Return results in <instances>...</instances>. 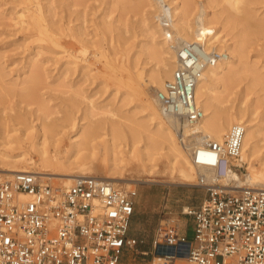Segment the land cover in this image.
Listing matches in <instances>:
<instances>
[{
    "label": "rangeland",
    "instance_id": "rangeland-1",
    "mask_svg": "<svg viewBox=\"0 0 264 264\" xmlns=\"http://www.w3.org/2000/svg\"><path fill=\"white\" fill-rule=\"evenodd\" d=\"M214 1L209 0V10L215 9L225 21L227 18L226 22H230L221 31L227 41L236 40L237 35L243 42L248 38L243 43L245 63H235L239 67L235 65V81L231 90L229 88L224 106L228 110L240 107L254 111L259 124L264 126V30L258 32L256 25L251 26L248 30L252 33L241 37L244 33L242 24H231L230 21L241 12L238 13L225 1ZM243 1L252 14L253 22L262 21L264 26V0ZM137 3L139 0H0V153L19 157L23 149L29 150L30 143L38 139L45 127L47 130L48 127L61 129L59 133H66L64 137L68 139L73 134L70 125L77 122L88 124L91 118L87 112L90 110L97 113L93 114L94 120L103 116L105 120L102 118L99 122L104 123L101 124L103 128L105 125L107 128L109 125L110 128L117 127L115 123L120 121L118 131L121 132L116 134H119V149L134 147L136 143V147L143 145L140 137H143L142 122L146 119L139 98L155 93L147 84L148 89L145 90L147 87L142 84V79H136L133 73L142 70L144 79H148V74L153 73L158 64L147 52L151 42L148 22ZM36 6L41 9L43 21L45 19L43 27H48L44 32H35L27 20L23 23L19 18L21 13L28 15L26 9L34 10ZM152 17L155 20L156 13ZM45 32L49 35L45 36ZM133 118L137 125L141 122L139 127L142 129L129 125ZM40 126L44 129L39 130ZM106 126L103 133L109 138L110 130ZM135 129L142 135L136 143L133 139L136 141L138 137L131 132ZM57 130L55 132L58 133ZM103 133L99 131V136H95L97 140L106 138L101 136ZM154 149L162 151L161 154L164 152L158 147ZM156 152L159 158L152 161L153 165L148 162L150 166L147 164L144 170L136 166L139 163L137 159H140L138 155L134 161L130 154H124L120 165L123 166L120 170L124 177L140 179L134 184L124 185L137 190L128 232L137 239V243L125 251L120 264H154L155 255L173 256L175 264L185 262L184 244H177V248L155 245L159 220L168 219L174 223L188 217L182 213L183 207L201 200L205 190L195 186L198 173L195 168L190 182H181L170 164L163 162L165 157ZM98 166L95 172L102 175V164L98 162ZM4 172L0 170V173ZM245 172L243 166L240 175ZM7 176L0 174V179ZM48 181L62 186L58 179ZM191 234L190 228L189 236Z\"/></svg>",
    "mask_w": 264,
    "mask_h": 264
},
{
    "label": "built area",
    "instance_id": "built-area-1",
    "mask_svg": "<svg viewBox=\"0 0 264 264\" xmlns=\"http://www.w3.org/2000/svg\"><path fill=\"white\" fill-rule=\"evenodd\" d=\"M168 19L160 15L163 27ZM227 57L226 50L203 41L183 43L176 49V67L157 92L161 113L180 121L176 137L192 163L215 172L210 180L196 174L195 186L205 196L182 209L191 219L190 238L179 219L159 220L155 245L184 244V264H264V187L223 182L231 170L241 174L233 159L241 152L244 124L231 125L220 141L194 140L203 116L195 87L206 68ZM136 195V188L88 174L59 186L35 172L11 173L0 179V264H120L137 243L128 233Z\"/></svg>",
    "mask_w": 264,
    "mask_h": 264
},
{
    "label": "bare ground",
    "instance_id": "bare-ground-1",
    "mask_svg": "<svg viewBox=\"0 0 264 264\" xmlns=\"http://www.w3.org/2000/svg\"><path fill=\"white\" fill-rule=\"evenodd\" d=\"M221 1H225L226 4L233 7L238 13L239 11L241 12L239 16H236V14L233 17L231 16L232 19L230 20L232 21L231 24H242L244 33L241 37L244 36V34L248 37L249 33H252V31L248 30L251 26L256 25V28L259 29L258 32L264 30L262 21H257L258 23L253 22L252 14L248 11L243 0ZM210 4L209 0H199V2H196V0H139V4L137 3L140 11H144L146 15L145 18L148 22L146 23L148 24L147 29L149 30L151 42L147 52L158 64V68L155 69V71L153 70V73L148 74V79H144L145 77L142 74V70L133 73L136 75V79H142V84L150 85L151 88H153V93H155L147 96L144 95L142 89L141 93L144 97L142 95L140 98L138 97L142 102L143 113L146 119L142 122L144 132L141 133L143 137H140L141 134L136 131L141 125L140 121L138 123L140 125H137L133 118L132 124H129L134 127L137 126L134 131H131L138 137H136V141L134 138L133 142L136 143L140 137V142H144L143 145H138L136 147V143L134 147L126 148L124 146V149L122 148L123 150L119 149L118 147H120V145L117 143V136L119 134H116L121 132L118 131V123L120 121L115 123L118 128L115 126L110 128V125L107 128L105 125L106 128L110 130V137L107 135L109 137L107 138L103 133V131H106L104 130L105 126L104 128L101 126V124L104 125V123H99L103 116L101 119L96 116L97 119L94 116L97 119L94 120V118H92L93 114L97 115V113L90 110L87 112L89 114V116L88 114L87 116L91 118L88 124L77 122L70 125L73 134L68 136V139L64 137L66 133H59V130L60 132L62 131L61 129H56L58 131L57 133L54 128L52 130L51 127H48L47 130V127H45V130L43 126H40L39 130L44 129V131H40L39 137L35 134L38 139L36 138L37 140L34 139L35 141L33 140L30 143L28 147L29 150L23 149L24 151L18 155L19 157L0 153V170L5 171L0 174L9 176L16 171L35 172L39 174L43 180L44 178L60 180L62 186L70 185L74 176L77 174H88L100 177L117 185H130L136 183V181L140 179L124 177L122 175L120 169L123 166L121 167L120 165L121 162L124 161V154H130V159H134L138 155L140 159H137L139 163L136 166L144 170L147 164L148 166L153 165L152 161H155L156 157L159 158V155H155L156 150L154 149L158 147L164 150L162 154V151L160 152L159 150L160 156L165 157V161L163 162H166L168 165L170 164L172 169L177 172L181 182H187L192 179L194 177V172H196L195 170H197V174L204 175L208 180L214 178L215 172L212 168H198V166L192 163L187 153L188 150L185 149L184 145H181L176 137L177 128L180 127V121L174 116H164L161 113L160 103L157 99V92L161 90L164 82L163 80L165 78H170L176 67L177 47L186 42L203 41L207 46L223 48L227 51L228 57L225 61L206 68L195 87L196 101L203 110V116L195 126L200 132V134L194 138L195 143H200L205 137L220 141L223 134L226 133L231 125L235 123L244 124L245 131L241 144V152L237 158L233 159V162L239 167L243 168L244 166L246 172L241 176L237 171L231 170L224 178L223 182L236 179L240 187H264V126L259 124L254 111L240 107L228 110L224 106V102L228 99L229 88L235 81L234 71L237 68L236 66H238L235 63H245L243 62V43L248 38L243 42L237 35L236 40L233 39L234 41L228 42V39L221 34V31L224 26L230 22H226L227 18L225 21L221 13L215 11V9L214 11L211 9L209 10ZM32 7L31 4V8ZM26 10H28V15L19 14L20 20L23 21V23L27 20V23L36 29L35 32H41V30L44 32V28L47 29L48 27H43L46 24L43 23L45 19L43 21L39 6H36L34 10ZM155 13L157 18L153 20L152 16ZM160 15L168 16L167 26L163 27L161 25V21L159 20ZM25 16L27 19L24 18ZM218 23L220 24L217 25ZM167 32H170V39L166 38ZM46 34L48 33L45 32L44 35L46 36ZM138 83H140V81ZM147 85L145 87H147ZM147 89L148 87L145 88V90ZM91 106L93 107V105ZM113 112H115V110ZM113 116H115L114 113ZM131 116H133V114H131ZM109 117H112V115ZM104 120L103 118V121ZM142 128L139 127L138 129ZM99 131H102L103 134H101V136L106 138L97 140L98 138L95 136H99ZM135 131L137 133H135ZM183 131L184 133H188V126L183 125ZM108 132H105V134H108ZM143 133H145V138ZM261 134H263L262 137ZM141 138L144 139L141 140ZM261 141H263V144H261ZM28 151L30 152L28 153ZM159 152H156V154H159ZM27 154L29 155L28 157L26 156ZM99 159L100 161H98ZM97 161L102 164L100 167L103 173L102 175H98L95 172V168L99 167ZM148 162L152 163L149 165ZM147 170H149V168ZM146 172L150 173V171ZM21 197L25 198L26 195H21ZM153 263L175 264L173 256L164 257L162 255H155L153 257Z\"/></svg>",
    "mask_w": 264,
    "mask_h": 264
},
{
    "label": "crops",
    "instance_id": "crops-1",
    "mask_svg": "<svg viewBox=\"0 0 264 264\" xmlns=\"http://www.w3.org/2000/svg\"><path fill=\"white\" fill-rule=\"evenodd\" d=\"M200 202V200L199 201H197V202H195V203H193V204H190L191 206H196L198 203ZM180 221V228H181V231L182 232H186V235H187V237H191V235L189 236V229H190V225L191 224H189V223H191V219L189 218V217H184L182 220L180 219L179 220ZM192 232V231H191Z\"/></svg>",
    "mask_w": 264,
    "mask_h": 264
}]
</instances>
